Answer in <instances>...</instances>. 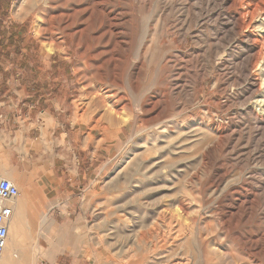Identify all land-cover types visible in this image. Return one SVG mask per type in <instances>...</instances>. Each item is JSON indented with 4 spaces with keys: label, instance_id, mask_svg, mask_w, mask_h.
I'll use <instances>...</instances> for the list:
<instances>
[{
    "label": "rangeland",
    "instance_id": "obj_1",
    "mask_svg": "<svg viewBox=\"0 0 264 264\" xmlns=\"http://www.w3.org/2000/svg\"><path fill=\"white\" fill-rule=\"evenodd\" d=\"M17 1L0 0L8 18L0 26V77L13 83L0 93L24 88L30 99L21 104L40 99L46 116L60 115L59 131L50 117L35 122L44 160L74 153L85 167L99 166L84 196L94 219L76 239L85 257L92 264H247L240 256L250 252V264H264V137L252 125L255 115L264 119V10L231 38L224 27L227 18L246 23L261 0H109L111 15L99 24L93 14L81 38L89 13H80L97 12L96 1L24 0L16 13ZM116 34L127 46L113 52ZM160 36V47L152 45ZM245 40L250 53L242 52ZM126 50L138 58L137 82L124 63L112 62ZM259 50L262 61L246 67L248 78L258 75L251 95L244 70ZM63 130L70 134L58 148L52 131ZM38 190L29 235L50 209ZM73 239L62 230L38 238Z\"/></svg>",
    "mask_w": 264,
    "mask_h": 264
},
{
    "label": "crops",
    "instance_id": "obj_2",
    "mask_svg": "<svg viewBox=\"0 0 264 264\" xmlns=\"http://www.w3.org/2000/svg\"><path fill=\"white\" fill-rule=\"evenodd\" d=\"M2 10L4 9H0V26L8 19L3 16ZM2 77L0 86L13 84L3 81ZM24 90L23 88L14 91L10 87L6 92L0 93V160L4 163L3 167L0 166V176L12 180L20 188L18 198L12 202L13 216L9 223V231L12 237L13 235L15 237L11 238L8 251L3 253L0 264H92L85 257L83 243L76 239H81L85 223L88 220L93 222L94 219V213L84 208V196L97 181L99 166H94L93 162L89 165L87 162L88 167H85L74 153L58 154L50 161L42 158L44 134L41 130L38 134H33V130L36 129L35 122L50 117L54 128L59 131L62 126L60 115L46 116L43 107H37L40 99L35 103L31 101L28 104H21L25 97L30 99ZM20 106L24 108L23 112H20ZM112 128L111 136L117 133L115 126ZM54 133L52 131V141L58 148L61 142L65 144V139L70 134L63 130L61 133L56 132L54 137ZM31 152L36 156L34 163L28 160ZM14 156L18 158V162H13ZM21 181L25 185V195ZM34 184L41 185V189L35 191L43 193L41 196V200L45 202L43 206H50V209L48 216L41 211L36 233L29 235L32 221L30 201L36 194ZM20 192L23 193V198H20ZM59 230L74 236V243L55 240L43 243L38 240L47 232Z\"/></svg>",
    "mask_w": 264,
    "mask_h": 264
},
{
    "label": "bare ground",
    "instance_id": "obj_3",
    "mask_svg": "<svg viewBox=\"0 0 264 264\" xmlns=\"http://www.w3.org/2000/svg\"><path fill=\"white\" fill-rule=\"evenodd\" d=\"M94 1H96L95 2V5H94V7H96L97 8V12L95 11V10H93V9H86V10H83L80 14H88L89 13V17H88V19L85 21V23H86V29L85 30H81V33H78V35L80 36V38L81 37H83L82 35H83V33H85V31L87 32V30L91 27V20H92V16H93V14H95L96 15V17H97V20H98V22H99V24H101L102 23V20H103V18H108L111 14H110V12L108 13V12H106V10L104 9V4L105 3H108V1L109 0H94ZM210 1H212V3H214L213 2V0H210ZM229 1L230 0H221V5H226L227 3H229ZM210 3V2H209ZM24 4V0H18L17 1V6H16V13H20L21 12V10H22V5ZM250 7H251V9H253V11L251 12V14H250V18L247 20V22L245 23V20H244V17L240 20V23L238 24V25H236L233 21H232V19L231 18H227L228 20L226 21V22H224L225 24H224V27H226L227 29H228V34H227V36L228 37H233L234 35H235V32L237 31V29H239V28H241V27H243L245 24H250L251 23V21H252V18H254V17H252V16H254V14H257L256 12H258V11H260V10H264V0H261V1H254V3H252L251 5H250ZM99 9V10H98ZM200 14V13H199ZM214 15H216L217 16V20H219V18L222 16V15H225V14H221V13H215ZM227 16V15H226ZM256 16V15H255ZM225 17V16H224ZM222 18V17H221ZM264 20V19H263ZM246 26V25H245ZM100 28V27H99ZM225 28V29H226ZM108 31V30H107ZM109 32V31H108ZM103 35H105V34H103ZM107 35V34H106ZM105 38V37H104ZM161 39H162V37L160 36V37H158V38H155L154 40L151 38V44L152 45H154V43H155V45L157 46V47H160L159 45H160V43H161ZM156 41V42H155ZM246 42H243V43H245V44H242V46H241V49L243 50L242 52H249L250 53V51H251V49H252V47H250L249 45H248V43H249V40H245ZM252 41V43L254 42L255 44H256V46H258V44H259V40L255 37V38H253V40H251ZM262 41V40H261ZM123 46L124 47H126L127 46V44L126 45H124V43L121 41V39H120V37H119V35L118 34H116V37H115V42H114V46H113V52H117V51H121V49L123 48ZM264 45H261V47H260V49L262 50V47H263ZM47 50H48V52H52L53 50H55L54 48H52V47H48L47 48ZM261 50H259L258 52H256L255 53V57H254V59L252 58V59H248V61L249 62H246V66H245V68L248 66V65H251V64H253V66L255 67L260 61H262L261 60V54H262V52H261ZM112 52V56H114L115 57V53H113ZM130 51H125V53L121 56V57H119V58H117L116 57V59H113L112 58V62H114L115 63V65H119V64H121V63H124V66H125V70H126V74L128 75V76H130V75H134L135 76V79H136V82L138 81V78L140 77V75H139V73L137 72V71H135L134 72V69H137L138 68V66H137V61H138V58L137 57H135V59H134V61L130 58ZM137 55H138V53H137ZM244 68V69H245ZM248 68H246L245 70H244V73H245V75H244V77H245V80H246V86H245V91L246 92H248V93H250L251 95L252 94H255V92L257 91V90H255V88H254V86L256 87V85H255V83H257V81H255V80H258V75H256L255 76V80H253V79H250V78H248L247 77V73H248ZM264 72V71H263ZM128 79V78H127ZM264 82V81H263ZM133 84V83H132ZM127 89H128V91H133V90H135L136 89V83L134 82V84L133 85H131V84H128L127 85ZM258 89H260L259 87H258ZM120 99V98H119ZM122 100V99H121ZM264 101H262V103H263ZM115 103V102H114ZM152 104H154L153 102H151ZM156 104V103H155ZM117 105V104H116ZM114 106V105H113ZM124 108V107H123ZM122 108V109H123ZM109 110V109H108ZM111 110V109H110ZM120 110V109H119ZM244 110V109H243ZM138 112H140L139 110H137ZM251 112V111H250ZM252 113V112H251ZM115 113H106L105 114V116L106 117H108L109 118V120L111 119V120H115L112 116L114 115ZM250 114V113H249ZM247 115V114H246ZM262 115V114H261ZM121 117V119L123 120L122 121V123H128V120H127V118H125V116L123 115V116H120ZM117 118V117H116ZM261 118H262V116H261ZM118 120V119H117ZM253 120V126L257 129V131H258V133L262 136V137H264V119H260V118H258L256 115H255V118H253L252 119ZM118 124V123H117ZM117 124H112V126H115V125H117ZM0 166L1 167H3L4 166V163L3 162H0ZM1 177V176H0ZM3 178V177H2ZM4 179H6V178H4ZM7 180H9V179H7ZM10 182H12L13 183V181L12 180H9ZM19 188V187H18ZM17 188V189H18ZM20 189V188H19ZM19 189H18V191H19ZM18 198V197H17ZM11 205H12V203H11ZM8 229H9V227H8ZM8 238H11V231H8ZM8 248H9V243L7 242V244H6V247H5V250H4V252H7L8 251ZM253 255L250 253V252H246V253H244V254H241V256H240V258H241V261L243 260V261H246V263L247 264H250V262L249 261H251L252 259H253V257H252ZM239 258V259H240ZM243 263H245V262H243Z\"/></svg>",
    "mask_w": 264,
    "mask_h": 264
},
{
    "label": "built area",
    "instance_id": "obj_4",
    "mask_svg": "<svg viewBox=\"0 0 264 264\" xmlns=\"http://www.w3.org/2000/svg\"><path fill=\"white\" fill-rule=\"evenodd\" d=\"M18 196L17 187L9 180L0 177V260L8 241V227L13 216L11 203Z\"/></svg>",
    "mask_w": 264,
    "mask_h": 264
}]
</instances>
